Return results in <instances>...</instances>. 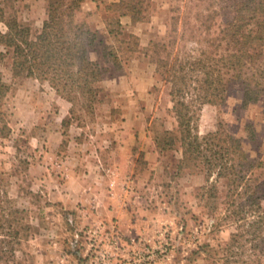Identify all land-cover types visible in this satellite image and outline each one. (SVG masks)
<instances>
[{
  "label": "rangeland",
  "instance_id": "1",
  "mask_svg": "<svg viewBox=\"0 0 264 264\" xmlns=\"http://www.w3.org/2000/svg\"><path fill=\"white\" fill-rule=\"evenodd\" d=\"M119 2L83 0L77 14L97 32L89 56L104 68L91 104L72 105L48 81L14 75L13 51L0 45V74L10 86L1 109L11 128L0 138V171L29 228L18 264H264L251 250L233 257L226 251L236 229L225 219L226 181L217 183L214 210L213 177L180 166L182 152L161 153L154 140L155 131L175 128V118L170 85L146 51L152 41H181L184 31L195 46L197 14L213 3L146 0L145 19L135 22L120 16ZM48 4L14 2L33 35ZM263 58L245 73L263 68ZM243 96L237 82L224 103L204 105L199 131L222 129L239 139L249 160L263 163L254 172L264 178V91L247 106Z\"/></svg>",
  "mask_w": 264,
  "mask_h": 264
},
{
  "label": "trees",
  "instance_id": "2",
  "mask_svg": "<svg viewBox=\"0 0 264 264\" xmlns=\"http://www.w3.org/2000/svg\"><path fill=\"white\" fill-rule=\"evenodd\" d=\"M82 1L48 0L47 19L41 31L33 35L31 27L19 20L15 0H0V24L4 26L0 28V45L13 51L14 75L48 81L72 105L91 104L97 95L94 85L104 73L100 63L89 56L97 32L77 20ZM211 2L214 9L197 14L200 30H191L193 41L200 37L195 46L186 43L184 31L181 41H152L146 51L162 80L170 85L175 118V128L155 131L154 140L161 153L179 149L180 166L202 167L208 181L213 177L209 196L214 210L217 183L226 181L229 200L225 219H232L236 225L226 251L233 257L251 250L262 259L264 178L254 169L263 163L255 166L240 140L222 129L201 134L199 122L202 107L224 103L237 82L243 86V106L257 102L264 91V67L250 75L245 73L247 66L264 57V0ZM118 4L120 16H130L135 22L145 19L146 0H120ZM9 91L10 86L0 74V138L11 132L1 109ZM247 130L251 140H255L250 125ZM2 176L0 171V264H18V253L28 238L29 228L22 221L25 211L4 189Z\"/></svg>",
  "mask_w": 264,
  "mask_h": 264
},
{
  "label": "built area",
  "instance_id": "3",
  "mask_svg": "<svg viewBox=\"0 0 264 264\" xmlns=\"http://www.w3.org/2000/svg\"><path fill=\"white\" fill-rule=\"evenodd\" d=\"M94 246V245H93ZM101 255V254H100ZM105 264V263H104Z\"/></svg>",
  "mask_w": 264,
  "mask_h": 264
}]
</instances>
